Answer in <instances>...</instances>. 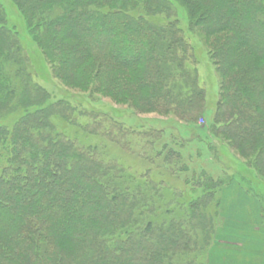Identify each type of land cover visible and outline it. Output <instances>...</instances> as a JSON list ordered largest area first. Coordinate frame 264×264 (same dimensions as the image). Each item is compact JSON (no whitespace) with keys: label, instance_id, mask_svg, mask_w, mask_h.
Masks as SVG:
<instances>
[{"label":"trees","instance_id":"obj_1","mask_svg":"<svg viewBox=\"0 0 264 264\" xmlns=\"http://www.w3.org/2000/svg\"><path fill=\"white\" fill-rule=\"evenodd\" d=\"M12 1L52 74L66 87L141 112L182 119L204 113L192 48L171 1ZM177 1L188 6L189 27L210 40V57L221 77L211 134L249 158L264 176V0ZM50 100L32 82L19 34L8 26L0 2V264H161L198 245L183 230L187 223H143L156 210L144 188L156 190L158 184L145 174L128 173L108 143V150L101 149L67 133L63 122L86 131L77 117L88 111L70 116L60 107L64 102ZM18 111L12 123L1 121ZM103 114L100 137L120 143L124 126ZM207 143L210 150L211 140ZM161 154L150 157L161 161L158 168L165 163ZM237 175L252 181L236 172L227 183L204 178L192 187L201 188L207 199ZM254 197L264 200L258 193ZM203 237L208 244V233Z\"/></svg>","mask_w":264,"mask_h":264},{"label":"rangeland","instance_id":"obj_2","mask_svg":"<svg viewBox=\"0 0 264 264\" xmlns=\"http://www.w3.org/2000/svg\"><path fill=\"white\" fill-rule=\"evenodd\" d=\"M169 1L174 5L175 17L181 19L184 36L192 48L191 67H195L198 85L203 91L202 107L205 111L202 114L194 112L189 119H182L173 113L141 112L127 104L116 103L109 97L66 87L52 74L49 63L29 36L23 16L13 1L0 0L8 26L14 27L19 34L32 82L40 84L49 93L51 102H64L60 107L68 108L66 114L73 116L82 109L88 111L86 115L77 117L86 131L59 120L65 131L78 136L79 142L99 144L101 149L108 150V143L109 153L125 166L128 173L137 177L145 174V178L158 184L157 191L151 185L144 188L154 199L156 210L146 214L143 223L146 219L187 223L183 225V230H189L193 234L192 239L199 241L198 245H191L190 249L172 256L173 261H159L161 264H225L224 261L233 260L247 264L246 261H264V200L254 197L257 193L264 197V176L250 166L247 162L249 158L211 134L209 124L218 101L221 77L210 57V40L198 28L189 27V11L185 3ZM149 19L164 21V17ZM10 71L19 87L16 67ZM91 111L94 114H90ZM103 113L114 115L119 127L124 126L120 143L113 144L108 142L109 139L100 137L103 131L101 125L105 122ZM19 114L20 111L12 113L1 121L10 124ZM210 140L212 148L209 150L206 145ZM166 149L169 154H166ZM157 151L162 153L163 160L165 158V163L162 162L159 168L161 161L150 158ZM176 151L181 157H177ZM146 154H150L148 158ZM187 167L189 169L185 170ZM236 172L245 174L252 181L243 182L237 175L229 184L216 187L214 194L207 199L201 188L192 187L195 180L204 178L215 182L223 178L227 183ZM205 200L207 203L203 202ZM194 202L198 204L192 206ZM205 233L210 237L208 244H203ZM229 238L241 241L242 246H233V241L227 242ZM11 264L28 263L17 261Z\"/></svg>","mask_w":264,"mask_h":264},{"label":"crops","instance_id":"obj_3","mask_svg":"<svg viewBox=\"0 0 264 264\" xmlns=\"http://www.w3.org/2000/svg\"><path fill=\"white\" fill-rule=\"evenodd\" d=\"M232 241H233V243H232ZM227 242L232 243V245L235 247L240 248L242 246L241 241L237 242V240H232L231 238H229V241L227 240ZM263 256H264V253H263ZM224 262H225V264H244V261H234L233 260V261H224ZM246 262H247V264H264V261H251V262L246 261Z\"/></svg>","mask_w":264,"mask_h":264}]
</instances>
